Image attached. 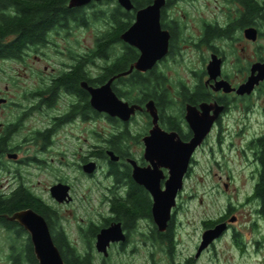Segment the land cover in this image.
I'll return each mask as SVG.
<instances>
[{"label": "flooded vegetation", "instance_id": "af4514ba", "mask_svg": "<svg viewBox=\"0 0 264 264\" xmlns=\"http://www.w3.org/2000/svg\"><path fill=\"white\" fill-rule=\"evenodd\" d=\"M180 1L167 0L161 9L159 22L161 30L169 36L168 51L146 71L135 69L141 52L121 39L126 30L120 34L121 42L114 43L104 56L98 51L94 62H85V59L99 49L101 35L107 31L97 36L96 49L91 53L70 42L77 32L96 22V13L101 11L98 8L107 2L77 7H70V2L57 7L51 2L7 4L6 11L11 16L24 11L32 13L36 40L26 44L18 57L0 59L1 72H6L5 67L14 61L26 74V79L16 72L5 74L8 83L0 88V196L9 199L25 194L37 198L47 210L43 211L46 216L31 207L14 213L32 210L45 220L49 217L50 221L54 214L58 218L54 226L65 231L75 244L63 224L61 210L75 204V184L93 183L87 195L93 197L96 204L90 200L93 204L88 205V210L95 212L100 220L90 219L86 223L81 219L77 229L78 239L87 246L84 250L78 249L96 258L95 247L101 256L96 264L107 263L114 252L146 264H197L205 254H216L217 245L227 236L231 239L229 245L243 254L246 244L239 226L242 224L255 231L260 223L264 225L260 212V187L264 183V81L255 85L250 93L241 91L254 66L264 62L260 45L264 39V0H189L194 9L190 24L181 23L171 14ZM15 3L24 5L16 9ZM153 4L147 2L143 8ZM115 5L120 6L118 2ZM51 11V15H45ZM137 11L135 7L130 11L135 12V18ZM45 22L47 26L56 23L37 31ZM183 29L190 31L189 48L195 53L196 62L191 65L194 68L187 66L190 77L179 76L175 81L168 74L172 65L183 64L178 60H183L184 55ZM15 36L10 35L7 40ZM52 48L64 59L45 62ZM249 48L253 49L250 57ZM127 55L125 69L110 74L108 69L120 60L123 62ZM32 57L35 61L30 62ZM215 62L219 63L220 74L214 77L209 67ZM195 66L201 68L198 70ZM132 67L134 69L128 73ZM138 81L142 83L141 88L134 87ZM109 82L120 100L130 107H138L128 120L93 107L90 89H100ZM13 90L16 95L10 96ZM136 90L141 93L134 99ZM140 116L143 131L136 133L133 126ZM102 122L106 126H102ZM157 128L164 134L175 135L166 138L162 134L161 137L175 149L190 144L196 132L208 129L188 158L183 187L162 229L153 216L152 194L134 179L135 167L147 169L159 179L161 190L166 189L170 178V169L164 165L166 160L147 153V144H157V137H153ZM174 156L180 162L184 157L177 152ZM172 157L170 155V159ZM90 164L94 165L92 171L86 169ZM39 178L52 181L48 192L51 201L38 193ZM204 182L214 183L210 188L212 204L221 201L222 206L216 214L201 217L198 242L193 253L187 255L179 249L183 227L178 215L183 211L181 203L186 194L191 203L205 204L206 196H198L196 187L191 193L188 191L191 183ZM59 184L68 187V197L63 202L57 201L51 193ZM87 195L83 196V201L87 200ZM134 204L140 205L138 211ZM6 219L17 228L0 226V232L8 240L30 238L23 226ZM113 224L121 225L125 240L111 243L109 255L105 257L96 249L97 235ZM218 225L225 226L224 233L197 256L204 233ZM93 228L99 230L93 237L94 246L89 248L85 234ZM22 229L27 234L19 235L17 231ZM254 242L257 247L260 245L259 241Z\"/></svg>", "mask_w": 264, "mask_h": 264}, {"label": "water", "instance_id": "95a60500", "mask_svg": "<svg viewBox=\"0 0 264 264\" xmlns=\"http://www.w3.org/2000/svg\"><path fill=\"white\" fill-rule=\"evenodd\" d=\"M102 1L104 0H70V7L84 6L91 2ZM116 1L128 12L134 9L131 0ZM153 2V5L136 12L135 22L121 35V39L124 42L137 48L141 52V56L135 64V69L138 71H146L147 69H150L156 60L163 57L168 51L169 36L167 32L161 30L159 22L161 9L167 0H154ZM133 69L134 67H132L128 73ZM209 72L214 77L218 75V73L220 74L219 63L215 62L211 64ZM261 81H264V62L254 66L249 81L241 89V91H243L242 93H250L254 86ZM223 84L224 83H221L220 85ZM90 92L93 107L100 111L107 112L112 116H118L123 120H128L131 115L135 113V110L138 109V107H130L128 103H124L120 100L113 93L111 82L107 83L100 89H90ZM207 132L208 129L205 132H196L195 138L190 144L182 145L181 147H178V149L172 148L171 144L168 145L169 141H166L167 139L162 140L161 137L164 133H162L159 128L153 132V137H157V144H147V153L155 155L159 157V159L162 158L166 160L164 165L170 169V178L166 182L165 191L161 190L159 179L154 177L153 174V176L150 175L147 169L145 170L135 167L134 179L139 184L144 185L152 194L154 201L152 208L153 216L161 229L170 218L171 211L176 205L177 194L183 187V176L188 164V158L204 139ZM163 136L166 138H173L175 135L164 134ZM176 152L177 155H180V153L184 155L183 158L181 157V162L179 159L177 160L175 158L174 154ZM170 155L173 156L171 159ZM110 156H112L113 159H116L114 158L113 153H110ZM93 166V164H90L86 169L92 171L91 169H93ZM157 168H159V166H156V169ZM67 191L68 187L61 184L55 185L51 189L53 198L59 202H63L67 199ZM7 217L9 221L19 223L28 232L33 245L34 254L39 264H66L62 258L60 250L54 243L46 220L41 215L32 210H25L16 212L12 216ZM225 229L224 225H218L214 229L206 231L197 256H199L200 253L216 239L221 237ZM124 240L125 235L121 229V225L113 224L100 230L97 235L95 246L99 253L107 257L109 255L108 249L111 243L122 242Z\"/></svg>", "mask_w": 264, "mask_h": 264}, {"label": "rangeland", "instance_id": "374dc122", "mask_svg": "<svg viewBox=\"0 0 264 264\" xmlns=\"http://www.w3.org/2000/svg\"><path fill=\"white\" fill-rule=\"evenodd\" d=\"M106 0L102 1L105 2ZM116 1V0H114ZM117 2V1H116ZM115 4V2L105 3L101 6V8H98V10H108L112 8V6ZM114 7V6H113ZM99 12V11H98ZM194 13V9L191 6V3L189 0H181L177 5L172 8V16H176V18L181 23H187L190 24L191 16ZM189 26V25H188ZM109 29V26L106 25V23H103V21L96 20V22H92L89 27H87L85 30H82L80 32H77V34L73 37H71L69 40L73 45H80V48L86 52L91 53V51H94L96 49V38L101 33L106 32ZM189 36L190 31L189 29L184 30L181 34V39H183V49H184V55L178 60L183 62V64H175L171 66V69L169 70V77L173 80H177V77H190L189 72L187 71L189 68H194L191 65H193V62H196L195 53L192 49L189 48ZM260 45L263 47L262 54H264V39L260 41ZM186 46V47H185ZM65 47V46H64ZM253 49L249 48L247 50V54L252 56ZM60 59H64V57L57 55V52L54 48L50 49L48 51L47 60L45 62L48 63H55L59 62ZM30 62L35 61V59L32 57ZM10 65H7L5 67L6 72L0 71V88H4L5 85L8 83V80L5 77V74H11V73H20L24 75V71L20 70V66L17 65L16 62L11 61L9 63ZM18 66V67H17ZM188 66V67H187ZM196 69H200V66H195ZM26 73V72H25ZM22 79H26V74ZM141 93L140 90H136L134 93V99H136L139 94ZM16 95V92L13 90V92L10 93V96ZM137 124L133 126V129L136 133L143 131V119L140 117L137 118ZM102 126H106L105 122H102ZM136 151L139 150V147H135ZM101 180V179H99ZM52 184V181L49 179H41L38 180V193L41 194L47 201H51V197L49 196V188ZM93 183L83 181L81 183L75 184V204L62 207L61 213L64 215L63 222L65 228L67 229L68 233L70 234V238L75 241V244L78 246L80 250H84L87 246L83 244L78 238L80 237V232L77 229L78 222H80L81 219H84V221L87 223L90 219L95 220L98 222L100 220V217H98L95 212L88 210V205H92L94 203L93 197H90L87 195L88 191L93 187ZM109 182H105V185H108ZM196 185V186H195ZM214 183L211 182H204V183H191L189 185L188 191L191 193L193 189L196 187V193L198 196H206L205 197V204L204 205H198L196 203H191L186 194L182 198V203L184 204L182 207L181 214L178 215L179 220L182 223L183 229L181 231V235L179 238V241L181 242V246H179V249H181L184 254L191 255L193 253L194 246L198 242L199 234H200V219L201 217H204V215H213L219 212L221 210L222 203L221 201H218L214 206L212 204L210 195H213L211 193V187L213 188ZM242 185V183H240ZM97 189V186H96ZM99 191V188H98ZM194 194V193H193ZM87 195L88 198L86 201H83V196ZM99 196L100 194L97 193ZM214 197V196H213ZM212 197V199H213ZM93 202H91V201ZM96 204V203H94ZM250 209V208H249ZM68 220V221H67ZM242 223V222H241ZM240 231L243 235V241L246 244L245 247V253L240 254L236 250L235 247L229 245L230 244V237L227 236L226 239L222 242H220L217 245L216 248V254L214 252H210L205 254L197 264H264V225L260 223L258 226V229L253 231L251 229H248L244 225L239 226ZM26 237H22V242L26 241ZM259 241L260 245L257 247L254 241ZM14 245V241L8 240V238L0 232V264H11V262L8 259L9 252L11 251V246ZM94 246V244H93ZM93 254L97 258V262H99L101 256L98 255V253L95 250V247H93ZM95 258V259H96ZM161 259V256H158V260ZM135 259L128 257L127 255H118L116 252L108 259L106 264H146L142 261H139L136 259L135 262H133ZM162 264V263H161Z\"/></svg>", "mask_w": 264, "mask_h": 264}, {"label": "trees", "instance_id": "16d2710c", "mask_svg": "<svg viewBox=\"0 0 264 264\" xmlns=\"http://www.w3.org/2000/svg\"><path fill=\"white\" fill-rule=\"evenodd\" d=\"M135 10H139L143 8L147 2H153L154 0H131ZM12 2H51V4L54 5V7L59 6H65L67 2H70V0H0V59L2 58H13L18 57L23 47L31 43L32 41H35L36 38L33 32L36 31L35 28V21L32 13L30 12H21L20 15L17 16H11L8 11H6V8H8L7 4ZM105 2H116L114 0H106ZM23 3L13 4V7L16 9H21ZM99 11L96 13V20L103 21V23H106V25L109 26V29L107 30L106 34L101 35L100 38V45L99 49L97 51H94L92 54H89V56L86 57L85 62H94L97 55L96 53L99 51V53L104 56L105 53L108 51V48L114 45V43H120V34L127 30L135 20V12H125L122 10V8L118 5H115V7L112 6L111 9ZM51 12H45V15H51ZM56 22L48 23L49 25H46V22L43 23V28H38L37 31H44V27H53ZM15 34L16 36L13 37L11 41H8L7 38L10 37V35ZM99 53H97L99 55ZM133 55V54H131ZM129 55H127L123 60V62L118 61V64H115L113 67H110L108 69V72L110 74L113 73L114 70H123L126 67V59ZM136 56V54H134ZM142 87L141 81L135 82L134 87ZM260 199L262 201V207H261V214L264 217V183L260 187ZM135 209L138 211L137 208L140 207V205L134 204ZM34 208L36 212H39L40 214H46L43 211H46V209H43L41 207V203L39 200L31 198L29 196H26L25 194H18L15 195L12 198H2L0 196V226H6L11 228V230H17L15 228V224L8 222L6 217L11 216L14 214L16 210L23 209V208ZM133 209L132 211H134ZM48 221L51 234L54 240L55 245L60 250V253L62 255V258L66 264H96L95 258L92 256L90 252L82 253L78 247L69 239L68 235L65 231L59 230V227L57 225V228L54 229V223H56V220L58 219L54 214L52 215V219L50 221L49 217H45ZM54 222V223H53ZM99 228H93L91 231L86 233V239L89 241L90 244L89 248L93 247V237L96 236V233L98 232ZM18 234L21 233L27 234L25 230H18ZM172 241L170 240V243ZM10 254H9V261L11 264H39L38 260L36 259V256L34 254L33 245L31 242V239L27 237L26 241L22 242V240H18L14 242V245L10 248ZM101 264H106V262H103Z\"/></svg>", "mask_w": 264, "mask_h": 264}, {"label": "bare ground", "instance_id": "6f19581e", "mask_svg": "<svg viewBox=\"0 0 264 264\" xmlns=\"http://www.w3.org/2000/svg\"><path fill=\"white\" fill-rule=\"evenodd\" d=\"M128 12V11H127Z\"/></svg>", "mask_w": 264, "mask_h": 264}]
</instances>
